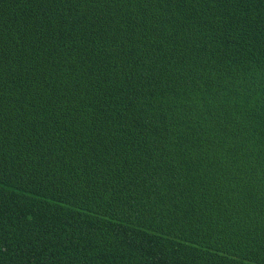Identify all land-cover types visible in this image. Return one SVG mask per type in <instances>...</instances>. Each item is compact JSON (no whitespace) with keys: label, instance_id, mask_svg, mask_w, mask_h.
Masks as SVG:
<instances>
[{"label":"trees","instance_id":"obj_1","mask_svg":"<svg viewBox=\"0 0 264 264\" xmlns=\"http://www.w3.org/2000/svg\"><path fill=\"white\" fill-rule=\"evenodd\" d=\"M0 264H264V0H0Z\"/></svg>","mask_w":264,"mask_h":264}]
</instances>
